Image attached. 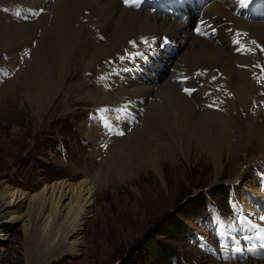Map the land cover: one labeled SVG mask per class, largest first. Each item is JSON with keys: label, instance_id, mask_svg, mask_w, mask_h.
I'll return each instance as SVG.
<instances>
[{"label": "bare ground", "instance_id": "bare-ground-1", "mask_svg": "<svg viewBox=\"0 0 264 264\" xmlns=\"http://www.w3.org/2000/svg\"><path fill=\"white\" fill-rule=\"evenodd\" d=\"M196 1L148 3L155 10L161 4L169 5L160 7V16L145 10V0L127 3L125 0H0L7 6L6 13L0 16V52L11 59V64L25 60V52H29L31 62L37 63L35 71L30 70L33 68L29 62L25 63L28 70L24 73L23 86L25 96L36 106L37 116L46 111L58 94L63 95L62 91L64 95L71 93L69 81L74 72L79 69L89 72L92 66L104 61L99 68L101 81L96 82L97 90L85 92L80 100L96 102L98 112L117 132L123 133L129 127L117 141L110 134L111 129L102 128L99 120L91 128L94 139L103 143L107 138L111 140V144L104 146L109 149L104 164L117 179L130 178L143 167L162 179L161 164L165 158L178 162L177 157L181 156L188 161L194 150L212 161L217 177L225 144L213 132L210 121L225 123L230 121L229 115L237 106L242 108L250 101L256 103L252 66L260 56L264 59V50L262 55L254 56L238 40L226 39L224 30L227 27L246 30L264 48V0H256L252 6L248 5L250 0L246 5H241L240 0H203L206 9L198 7L202 0ZM46 2L52 5L44 10ZM208 7L205 20L203 13ZM14 9H21L18 23L12 18ZM196 11L200 18L194 23ZM222 22L227 26L220 27ZM199 27L204 28L206 35L197 32ZM39 30L42 36H37ZM98 36L103 40L98 41ZM137 38L138 41L126 46ZM164 41L168 42V48L162 46ZM170 66L173 69L167 72ZM201 66L210 70L212 66L218 68L227 79L220 84L205 78L203 83L197 76ZM222 91H225L223 98ZM227 95L230 98L224 100ZM257 109L260 121L254 123L253 140L259 139L258 155L264 158V104H257ZM247 111L254 113L253 106ZM239 180L240 177L236 179ZM0 192V247L14 223L20 221L25 225L24 210H35L43 217L55 209L63 217L72 213L65 234V244L70 250L65 252L73 255L80 250L81 228L92 194L86 183L77 186L59 183L43 189L36 197L10 191L3 184ZM250 192L247 200L240 201L241 208L249 221L264 233V195L259 190ZM35 202L39 203L35 205ZM231 229L237 234L235 226ZM207 264L220 263L210 260ZM222 264H264V260Z\"/></svg>", "mask_w": 264, "mask_h": 264}, {"label": "rangeland", "instance_id": "rangeland-1", "mask_svg": "<svg viewBox=\"0 0 264 264\" xmlns=\"http://www.w3.org/2000/svg\"><path fill=\"white\" fill-rule=\"evenodd\" d=\"M154 1L145 0L146 11L160 15L162 5L169 7L161 4L155 10L148 5ZM44 4L46 10L52 2ZM198 7L206 9L203 0ZM210 7L203 13L205 20ZM6 9V4L0 3V16ZM21 9H14L12 13L17 23ZM199 16L196 11L194 23ZM222 26L227 23L222 22ZM224 33L226 39L238 40L254 56L262 55L263 46L248 31L227 27ZM40 34H43L41 30L37 36ZM98 39L103 40L99 36ZM135 40L139 38L128 41L126 46ZM23 55L25 60L16 65L0 52V184L10 191L36 197L43 189L59 183L73 186L86 183L92 191L91 205L81 228L82 245L78 252L73 255L65 252L69 249L65 234L72 213L63 217L51 209L40 217L37 211L26 209L23 211L25 225L20 221L14 223L0 247V264H207L210 260L222 264L264 260V248L260 246L264 233L249 221L240 205L241 200L249 198L250 191L259 190L264 195V158L258 155L261 143L257 138L253 140L252 132L256 120L260 121L257 104H264L263 56L252 66L256 103L250 101L242 108L237 106L229 115L230 121L225 123L210 121L213 132L225 144L217 177L212 161L194 150L188 161L179 155L178 162L162 158V179L145 167L130 178L117 179L104 164L109 151L104 146L111 144V140L107 138L109 142L106 140L105 144L94 139L91 128L99 120L102 128L111 129L110 134L117 141L129 127L123 133L117 132L98 112L96 102L80 100L85 92L97 90L96 82L101 81L99 68L104 61L92 66L89 72L83 69L74 72L69 81L71 93L64 95L62 91L63 95L58 94L46 111L37 116L36 106L25 96L23 88L28 65L35 71L37 63L31 62L29 52ZM211 68H198L199 79L203 83L205 78L212 83H224L227 77L218 68ZM171 69L170 66L167 72ZM227 98L229 95L224 100ZM251 106L252 114L247 111ZM196 111L199 113L198 108ZM198 194L210 197L216 209L204 207L194 214L179 216L190 231L180 228L169 235L160 234L161 217L175 215L177 205ZM232 225L237 234L232 232ZM157 226L159 229L154 232ZM150 235L155 237L148 251L144 246ZM237 248L241 251L237 252ZM169 251L172 256H168ZM48 259L51 261L47 263Z\"/></svg>", "mask_w": 264, "mask_h": 264}, {"label": "trees", "instance_id": "trees-1", "mask_svg": "<svg viewBox=\"0 0 264 264\" xmlns=\"http://www.w3.org/2000/svg\"><path fill=\"white\" fill-rule=\"evenodd\" d=\"M222 193L224 194V191H222ZM209 198L203 197V195L198 194L195 197L188 199L187 202L177 205L175 210H174L175 215L174 214H166L163 217H161V222H160L161 228L160 229L162 230V232H160V234H162V235L168 234L169 235V234H171V232H175L176 230H178L180 228L187 229L190 231L191 229L183 224L182 219H179V216H187V215L194 214V213L202 210L204 207L205 208L208 207L207 208L208 210L215 209L214 205L211 203V200ZM157 228H158V226L155 227L153 229V231L157 230ZM156 234H158V233H156ZM154 237H155L154 235H150L148 237V239L146 240V245L144 246V248L146 250H148V251L150 250L149 247L153 245ZM148 245H150V246H148ZM169 253L170 254L168 256L173 255V254H171L170 251H169Z\"/></svg>", "mask_w": 264, "mask_h": 264}, {"label": "snow or ice", "instance_id": "snow-or-ice-1", "mask_svg": "<svg viewBox=\"0 0 264 264\" xmlns=\"http://www.w3.org/2000/svg\"><path fill=\"white\" fill-rule=\"evenodd\" d=\"M128 2V0H125V3H127ZM240 3H241V5H246L247 4V0H240ZM130 43H132V42H130ZM185 91H188L187 89H185ZM262 248H264V241H262L261 242V245H260ZM252 249H249V251H251ZM236 251L237 252H240L241 251V249H239V248H237L236 249Z\"/></svg>", "mask_w": 264, "mask_h": 264}]
</instances>
